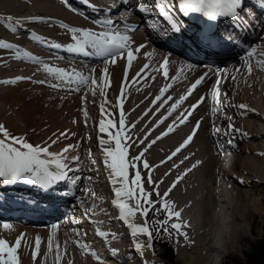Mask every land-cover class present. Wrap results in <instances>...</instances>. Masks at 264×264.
Wrapping results in <instances>:
<instances>
[{"label":"bare ground","instance_id":"obj_1","mask_svg":"<svg viewBox=\"0 0 264 264\" xmlns=\"http://www.w3.org/2000/svg\"><path fill=\"white\" fill-rule=\"evenodd\" d=\"M128 1L130 11H136V0ZM251 3L252 0H242L238 11L243 9V5ZM83 8L81 9L83 13L89 12L86 7ZM98 9H94L96 15H91L93 18H106L108 16L106 11L111 10V7L106 5L102 12ZM118 14L119 10L115 14L117 22L104 27L75 14L60 0H0V43L12 45V47H0V124L4 125L13 136L23 137L33 146H48L50 150L61 144L62 139L66 137L70 136L72 140L76 138V141L81 143L79 146L83 147L80 153L89 155V158L84 160L86 162L84 164L90 166L84 171L91 172L97 168L99 170L98 165L93 163L99 157L92 159L90 140H96L99 144V139H109L107 133L99 132L101 118L106 121L111 119L116 123L115 132L118 130L116 112L118 102L120 113L121 111L124 113L125 135L131 137L130 140L122 141L130 145L127 150L128 158L137 156L152 140L161 136L169 125L175 127L179 124L178 118L182 113L186 115L191 111L192 114L188 116L185 124L179 125L174 132L157 140L144 153L141 160L135 162L136 169L130 168L129 176L134 177L132 174L135 170L141 172L144 189L153 193L150 199L156 209L161 208L159 201L162 197L173 205L174 211L180 212L179 219L172 217L167 224L178 243L174 260L176 264H217V257L221 263L228 256L243 253L246 250L245 244L252 246L251 235L257 233L258 219H264L262 206L264 198L261 196L264 194V155H262L264 153V66L260 64V61H264V55L261 54L264 53V37L260 38L259 43L256 37L253 43L254 60L230 50L225 52L215 65L206 58L207 64L189 66L185 54L176 50L173 44L171 49L165 44L146 41L140 36L130 39V48L133 50L143 45L139 52L134 51L131 65L127 63L126 54L125 58L117 57L115 64H106V60H111L110 56L98 55L97 50L89 45H85L83 49L76 47L70 29L78 28L95 34L115 33V25H121L120 22L124 19L131 20ZM235 17L231 21L236 23ZM205 18L206 20L198 19L195 25H189V32L193 34L196 31H208L207 35L211 34L213 40L222 44L228 43L230 38L221 34L217 28L221 24L220 26L229 33L228 22L217 19L210 23L207 17ZM27 26L31 27L30 30L23 29ZM77 35L82 36V33ZM262 35L264 36V33ZM185 42L189 43V40ZM57 44L60 47L54 46ZM193 47L199 49L198 44H194ZM165 58L168 61L167 79L162 75L164 68H161ZM245 60H249L253 66L251 73ZM228 61L230 62L227 64ZM102 62H104L102 66H96ZM145 65L148 67L145 68ZM46 67L61 69L76 79V73L100 78L103 70L107 69L110 86L104 90L106 96H101L99 87L91 84L79 86L77 90L76 81L68 82L67 79L59 78L54 71H45ZM205 73L207 75L204 81L163 124L157 126V122L167 115L171 104L179 100L182 95H187L191 84ZM217 80L220 81L218 86ZM210 81H214V87L209 94L210 108L207 110L202 102L193 109L192 105L197 104L201 98L204 100L203 90ZM97 82L99 84L100 80L98 79ZM167 85L171 87L161 101L153 104L152 101L160 94V89ZM93 88L96 90L95 95L92 94ZM214 90H218L219 103L212 99ZM167 97L171 99L161 106L162 100ZM6 98L8 100H5ZM102 102L105 103L104 113H101L100 109ZM241 104L246 105L247 108L238 107ZM213 108L217 110L213 112ZM77 111L80 115L79 125L75 127L70 123L67 124V116ZM198 121L199 128L191 143L171 161H167V157L192 133ZM25 123L27 126L21 129ZM132 124H135L134 128L131 127ZM90 128L92 131L89 130ZM109 131L112 132L110 129ZM60 133H65L66 137L61 136ZM145 136H147L146 140ZM32 138L36 143L31 142ZM53 140L57 142L52 143ZM141 140H144L143 144L139 143ZM109 146L114 147V141L111 145H104V147ZM54 150L59 152V149ZM100 151L103 152L102 147ZM230 155L235 157H229ZM143 161L148 162L150 166L148 169L143 168ZM159 161L167 162L159 165ZM193 164L197 166L187 172ZM185 172L187 175L167 196H164L176 177ZM94 175V181L90 185L98 188L100 193H109L105 185L101 184L98 175ZM149 175L154 183L147 182ZM120 186L119 183L113 186L111 182L109 188L114 193V189ZM154 188L159 191L160 197L155 195ZM40 195L42 196L41 193ZM97 197L100 201H96L104 205L105 198ZM124 202L129 205L127 199ZM41 204L40 201L36 204V208ZM104 207L101 210V214L106 216L104 224L105 221L110 223L118 216V209L112 208V212L105 210L108 208L105 205ZM13 211H16L18 219H22L21 216L33 218L30 217L32 213H22L17 208ZM160 212L167 219V213ZM33 213L42 216L37 209ZM112 213L115 215L110 216ZM138 216L136 213L130 221L141 225ZM52 219L45 215L39 222L42 228H28L17 223H9L8 227H5L0 222V239L8 241L10 246L14 245L13 241L23 234L21 246L17 250L19 264H114L109 263V260L120 264H126L127 260H130L131 264H147L157 261L156 256L152 254L153 258L151 255L149 257L148 253L141 255L143 262L134 260V256L137 259L136 255L140 254L139 250H136L137 252L132 256L128 251L131 248L127 244H143L146 234L132 237L131 230L122 220L116 230L113 228L111 231L110 226L101 229L106 235L99 244L104 248L101 254L97 255L93 248L88 246L89 242L83 241L89 239L82 235L79 227L81 224H77V227L73 226L75 225L73 217H69L56 229L50 226ZM172 223H181V229H172ZM66 227L71 229L67 231L71 239L69 243L63 242L61 233V228ZM77 232L80 234L77 235ZM181 233H185L186 236ZM50 236L51 251L48 247ZM124 236L127 237L126 242L121 240ZM37 237L40 238L41 243L36 259H33L32 252L35 250ZM76 239L80 241L77 242ZM110 248H115L118 252L114 258L110 256L113 255L109 253ZM93 252L95 256L91 254ZM121 252L123 254H120Z\"/></svg>","mask_w":264,"mask_h":264},{"label":"snow or ice","instance_id":"obj_2","mask_svg":"<svg viewBox=\"0 0 264 264\" xmlns=\"http://www.w3.org/2000/svg\"><path fill=\"white\" fill-rule=\"evenodd\" d=\"M89 2V0H86ZM176 4L178 5V11L181 12L183 15L187 16L191 13H199L203 16L207 17L209 21H216L218 17H235L238 15V6L241 5L242 0H175ZM122 3H127V0H122ZM173 3V0H155L154 5H149L148 3H139L137 10L141 13H149L154 10V8L159 9V14L162 15L165 19L171 21L172 28L171 30L175 33L181 32V27L179 26L177 21H174L169 13L165 10L164 5ZM260 3L264 5V0H260ZM107 24H111L112 21H106ZM14 31V29H13ZM72 32V38L76 41V47L78 49H83L85 45H89L90 47L97 50V54L101 56H110L111 60H106L105 63L115 64L117 57L125 58L128 65H131L133 58H134V51L139 52L143 45L138 46L135 50L130 48V37L127 35H121L119 32H102L100 34H95L88 30H81L78 28L70 29ZM77 33H82L81 35H77ZM35 39H39V37H34ZM202 40L207 41L209 45L211 44V34L202 38ZM55 47H60V45H54ZM0 47H12V45L7 43H0ZM264 55V53H261ZM254 52H249L248 56L252 57ZM168 61L165 58L163 63L161 64V68H164L163 75L165 78H168V73L166 70V65ZM245 63L248 64V71L251 73L252 65L249 60H245ZM260 64L264 66V61H260ZM148 65H145L147 68ZM159 70V69H158ZM45 71L53 72L55 71L62 79L67 78L71 82V76H68L63 70L61 69H52L49 67L45 68ZM77 77L76 83L78 84L77 90H79V86H88L89 84L98 86L100 90L101 96H106L105 88L110 86L108 72L107 69L103 70L102 76L100 78H93L92 76H83L82 74L76 73ZM204 76L196 79L194 83L191 84V87L187 90V95H182L179 100H176L174 103L171 104L169 109L167 110V115L163 116L158 122L157 126L163 124L169 116L172 115L173 112L176 111L177 108L190 96L205 79ZM23 79V78H17ZM98 79L100 83L98 84ZM172 79H178V77H172ZM234 79V77H233ZM39 83H44V81H39ZM220 83L219 80L216 81V85L218 86ZM53 87H59V85H53ZM171 85H167L164 88L160 89V94L155 97L152 101L153 104L156 101H161V98L164 94L168 91V88ZM92 94H96L95 88L92 89ZM123 94V87L121 88V95ZM218 90H214L212 92V99L219 103L218 100ZM171 97H167V99L162 100L161 106L166 104ZM203 102V98L198 101L197 104L192 105V108L195 109L198 107L199 103ZM116 107H120V105H116ZM238 107L242 109H246V105H239ZM101 113L105 111V103L100 104ZM217 109L213 108V112ZM192 113L189 111L186 115L181 114V117L178 118L179 124H176L175 127L173 125H169L167 130L161 133V136H157L155 140H152L137 156L128 158V147L130 145L126 143H122V141L130 140V136H126L125 132V118L124 113L121 111L118 125L119 128L113 134L109 131L110 128H115L116 123H114L111 119L105 120L103 118L99 121V132L100 133H107L109 136L108 140L99 139V145L103 148V156H104V164L105 166L111 170L110 174L112 176V183L113 185L119 183L121 186L116 187L114 189L115 192V199L112 201L113 205L118 209V218L122 220L127 227L131 230V236L136 237L137 234H146L149 239L152 237V232L149 230L148 221L145 219L143 226L137 225L130 221V218L135 216L136 213L139 211L141 214L146 218L150 209H154L155 211H164L167 213V219L161 221L154 222L157 228L161 227V225H167L169 220L172 217L179 219L180 212L173 210V205L163 199L160 198V209L155 208L154 202L150 199L152 196V192H148L144 189L143 181L141 177V172L139 170H135L134 177L130 178L129 176V169H136V161H140L143 157L144 153L151 148L152 145L156 143L157 140H160L164 136H168L170 133L174 132L176 127L179 125H183L187 122L188 116ZM147 115V113H145ZM85 118H87V114L85 113ZM132 128L135 127V124L131 125ZM230 127H233L230 125ZM199 128V121L197 122L196 127L193 129L192 133L187 136L186 139L167 157V161H171L173 157H175L178 153L181 152L188 144L191 143L196 131ZM236 131H239L236 129ZM0 134H2L3 138H0V178H3V182L5 183H16L22 181L26 184L31 185H41L43 187H51L55 185L58 181H61L66 176V165L62 162V154L61 153H54L49 150L48 146H33V144L27 142V140L23 137L13 136L9 131L5 128L4 125L0 124ZM61 136H65V133H60ZM59 137H57V140ZM147 136H145V140ZM112 141H114V147H104V145L108 144L111 145ZM56 140H53L52 143H56ZM139 143L143 144L144 140L139 141ZM74 145H68L64 148V152H68L69 149L73 148ZM264 155V153H262ZM74 159H78V157H74ZM187 159V157H185ZM167 161H161V164L166 163ZM95 163V161H93ZM183 163V161H181ZM199 162H197L198 164ZM197 164H193L191 168L187 170L190 172L192 168H195ZM55 165L56 171H50L49 166ZM150 166L147 161H143V168L148 169ZM174 167H179V165H174ZM185 172L183 175L177 176L176 180L173 181L171 186L169 187L168 191L164 193V196H167L169 192H171L176 185L187 175ZM167 175V173H165ZM76 181L73 180V183ZM148 183H154L152 180L151 175L147 177ZM161 183H163L161 181ZM157 197H160L161 194L159 191H156L154 188L153 190ZM92 196L96 194L94 192L91 193ZM125 199L127 200H135V206L130 207L128 203L124 202ZM143 200V203L141 202ZM147 205V206H146ZM89 210L86 209L85 212L87 213ZM75 222V221H73ZM5 227H8L5 225ZM58 226L53 225V228H57ZM182 227L181 223H172L171 228L174 230H180ZM167 228H164V231H167ZM80 233L77 232V235ZM97 234L101 237H104L106 233L103 231L97 230ZM185 235V233H181ZM115 238V235L113 234ZM23 239V234L15 240V244L10 246L9 242L0 239V264H19L17 250L21 246V242ZM40 238L37 237L35 241V250L32 252L33 259H36L38 254L39 246H40ZM151 247L149 243L147 245ZM49 251L52 249V239L51 236L49 237L48 242ZM138 249L142 246L137 245ZM116 250H113L115 254ZM95 256V253H91ZM99 259V257H96ZM57 260H59V256H57Z\"/></svg>","mask_w":264,"mask_h":264},{"label":"rangeland","instance_id":"obj_3","mask_svg":"<svg viewBox=\"0 0 264 264\" xmlns=\"http://www.w3.org/2000/svg\"><path fill=\"white\" fill-rule=\"evenodd\" d=\"M264 31V30H263ZM264 36L262 35V33L261 34H259L258 36H257V38H258V40H257V43H259V42H261V40H260V38H263ZM71 40V39H70ZM252 48H254V44H252ZM261 53V52H260ZM100 64V65H99ZM104 64V62H102V63H98V65L96 64V66H102ZM54 73H55V75H58L55 71H54ZM93 73V72H92ZM158 74L160 75V71L158 72ZM68 76H71V82L72 81H76L77 79L75 78V77H73V75H68ZM58 77L60 78V76L58 75ZM64 79H67V78H64ZM67 81L68 82H70L68 79H67ZM5 100H8V98H6ZM236 108V107H235ZM79 111H77L76 113L74 112L73 114L71 113L70 115H68L67 116V119H66V121H67V124H69L70 123V125H72V126H75V127H77L78 125H79V113H78ZM234 112H236V111H234ZM70 116H72L71 118H70ZM75 120H74V119ZM75 122H74V121ZM27 125H26V123L21 127V129H24V127H26ZM89 130H91L92 131V129L90 128ZM88 135V134H87ZM26 137V136H25ZM0 138H3V136H0ZM68 138V139H67ZM33 139V138H32ZM35 140L33 139V141H31V142H34ZM34 143H36V141L34 142ZM61 144H59V145H56L55 147H53L54 149H61V148H63V147H67L68 145H74V147L73 148H71V149H73L75 152H77V153H79V154H81L80 153V149H83V147H81V146H79V145H81V143L80 142H77L76 141V138L74 139L73 138V140H72V138L69 136V137H66V138H64V139H62V141L60 142ZM62 146V147H61ZM76 147H79V149H76ZM101 148V147H100ZM54 149H49L50 151H52V152H54V153H58V152H55V150ZM57 151V150H56ZM92 153H93V155H96L95 154V152H96V148H92ZM98 153V152H97ZM76 156V153H73L72 152V150H70L69 152H67V154H65V157H66V159L69 161V162H71V160L72 159H74V157ZM62 157H64V154H63V156ZM97 157H99V156H97ZM229 157H235V156H229ZM84 163H86L85 161H84ZM158 164L160 165L161 164V161H159L158 162ZM82 165V164H81ZM79 166H80V164H79ZM90 165H86V167H89ZM83 168H84V165H83ZM95 174V173H94ZM93 174V175H94ZM92 175V173H86V172H80V176H82V178L85 180V178L87 177H94ZM97 175H98V173H97ZM133 176H134V174H132ZM95 178V177H94ZM86 182H89L90 183V181L89 180H85ZM84 181V182H85ZM93 186H90V187H88V189H86L87 191L85 192V193H92L93 191L94 192H96L97 191V189H96V187H93ZM91 188V189H90ZM91 191H90V190ZM96 189V190H95ZM88 191H90V192H88ZM109 192V191H108ZM92 196V195H91ZM91 196H89V197H87V201H89L90 199H91ZM263 198H264V194H262L261 195ZM101 197H103V196H101ZM142 201V203H143V200H141ZM96 200H95V202H93V206H91L90 207V205L88 206L89 208H85V210L86 209H88L89 211H91V212H93V211H96L97 209H99V207L98 206H96ZM128 202H129V205H130V200H128ZM98 203V202H97ZM135 203H136V201L134 202V204L133 205H130V207H134V205H135ZM95 204V205H94ZM263 209H264V203H263ZM84 210V209H83ZM105 210H107L108 211V208L107 209H105ZM110 211V210H109ZM113 212V211H112ZM140 213V214H139ZM161 212L159 211V212H157V211H155L154 209L152 210V209H150V213H148V216L145 218L142 214H141V212H137V214L139 215L138 216V219L140 220V223H141V225L143 226V224H144V222H145V219H147V221H148V227H149V230L152 232V239H157L158 237H159V240H161V241H164L166 244L167 243H170L171 244V246H172V250H168L167 251V253L169 254V259H168V262H169V264H176L175 262H174V260H175V258H176V255L175 254H177L176 253V251H178V243L176 242L177 241V239L176 238H174L173 237V231L170 229V227H168L167 225H161V227H159V228H157V226H156V224L154 223V222H156V221H163V220H165L166 219V217L163 215V214H160ZM113 215H115L114 213H112L110 216H113ZM144 217V218H143ZM156 217V218H155ZM117 220V221H116ZM118 222V223H117ZM107 221H105V224H104V228H108L109 226L110 227H112V228H115V230L116 229H118L120 226H119V224H120V219H115L114 221L112 220L110 223H108ZM122 223V222H121ZM110 224H112V225H110ZM113 224H116L117 226H114ZM107 225V226H106ZM106 226V227H105ZM117 227V228H116ZM167 228L168 230L167 231H164V228ZM256 227H257V233H256V235H251V239L253 240V243H252V246H250V245H248V244H245V247H246V250L243 252V253H240V254H238V255H233V256H228L227 258H225V260H223V262H221V263H219V257H217V264H227L226 262H229L230 264H264V255H262V254H260V250H259V247L264 243V219H258V221H257V224H256ZM246 232H248V230H246ZM168 236V237H167ZM169 236H171V237H169ZM147 235H145V239L143 240V244H141L140 246H142L141 248L144 250V244H145V240L147 239ZM126 236H124L123 238H121V240H123L124 242H126ZM169 238V239H168ZM171 239V240H170ZM173 240V241H172ZM177 243V244H176ZM136 244V243H135ZM176 245V246H175ZM176 247H177V249H176ZM250 247V248H249ZM135 251H136V249H135ZM137 252V251H136ZM152 252V251H151ZM140 253V252H139ZM145 253V252H144ZM144 253H142L143 255H144ZM120 254H123L122 252L120 253ZM124 255H127L126 253H124ZM235 256V257H234ZM227 259V260H226ZM140 260H142V262H143V259H140ZM109 261H111V260H109ZM112 263H114V264H120V263H118V262H114V261H111ZM127 263L126 264H131V261L129 260H127L126 261ZM136 263H138L137 261H135ZM158 262H159V259H157V261H155V262H149L150 264L152 263V264H158ZM48 263V262H47ZM148 262H147V264H149ZM122 264H125V263H122ZM139 264H141V263H139Z\"/></svg>","mask_w":264,"mask_h":264},{"label":"trees","instance_id":"obj_4","mask_svg":"<svg viewBox=\"0 0 264 264\" xmlns=\"http://www.w3.org/2000/svg\"><path fill=\"white\" fill-rule=\"evenodd\" d=\"M260 254L264 255V243L259 247ZM167 258H169V254L167 253ZM230 264V263H227Z\"/></svg>","mask_w":264,"mask_h":264}]
</instances>
